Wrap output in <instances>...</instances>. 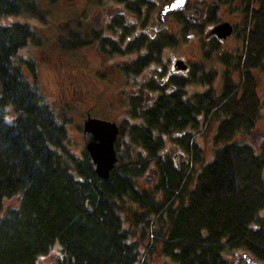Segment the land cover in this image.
I'll list each match as a JSON object with an SVG mask.
<instances>
[{
    "label": "trees",
    "instance_id": "obj_1",
    "mask_svg": "<svg viewBox=\"0 0 264 264\" xmlns=\"http://www.w3.org/2000/svg\"><path fill=\"white\" fill-rule=\"evenodd\" d=\"M44 3L57 4L0 0V17H31L46 26L54 15ZM235 6L243 51L226 61L218 89L219 74L202 68L200 82L195 74L189 82L176 78L168 91L140 82L139 93L125 95L127 117L109 180L97 175L86 147L73 149L71 118L42 92L38 64L26 55L43 45L37 32L27 23L0 24V264H39L55 245L62 249L55 264H155V254L168 264H236L226 258L235 250L264 264V139L258 148L237 140L254 138L261 116L253 71L264 72V0ZM87 10L64 21L59 48L70 54L95 45L113 59L117 41L98 31L89 41L68 29ZM176 44L143 37L148 53L119 70L125 83ZM212 45L210 53L218 50ZM136 49L134 42L127 50ZM198 82L207 88L187 97V83ZM157 91L145 106L144 94ZM207 125L215 127L214 155L205 164L194 137ZM167 139L192 155L189 164L165 152ZM148 173L153 185L144 188L139 180Z\"/></svg>",
    "mask_w": 264,
    "mask_h": 264
},
{
    "label": "rangeland",
    "instance_id": "obj_2",
    "mask_svg": "<svg viewBox=\"0 0 264 264\" xmlns=\"http://www.w3.org/2000/svg\"><path fill=\"white\" fill-rule=\"evenodd\" d=\"M57 1L58 4H56L55 8L49 7L44 3V7L47 10L50 9L54 15L52 19H49L50 22L46 26L42 25L39 20L31 17H9L2 19L0 24L7 25L15 22L27 23L37 32L39 39L42 40L43 45L41 47L32 46L28 48L26 50L28 54L26 55L33 58L38 64L40 85L46 98L58 111L65 115L67 114L71 118V142L76 152H79L85 147L82 124L88 114H91L95 118L115 121L118 125H121L122 121L127 117V102H124L125 95L139 93L141 89L140 82L148 83L155 81L158 83L163 80L170 83L172 75L167 69V66L171 68L173 61L181 58L191 64L190 74L186 77L180 76L181 79L187 80V82L193 79V74L196 75V78L200 82V79L204 78L202 77V72H200L202 68L203 71L209 73L208 76L219 73L220 79L217 78L214 84L215 88L218 89L221 86L220 76L222 72L243 51L244 43L238 37V32L229 37L227 42L222 47H219L217 51L210 53L212 42L206 41L204 36L199 37L193 31L188 33L185 36L186 38H184L182 28L177 29L173 25L169 29L171 30L173 28L174 34L178 32L180 38L179 42L174 45L175 47L171 45V48L163 51L161 53V60L152 63L149 68L145 69L143 74L138 76V81L133 79L132 83H125L117 69V66H121L123 61H125L123 58L115 57L107 60L97 52L90 50L91 48L70 54L63 52L59 48L57 41L60 35L58 31L60 23L62 22L63 25L64 21L68 22L74 14L80 15L86 9V6L88 7V4L87 0ZM96 16L97 14L94 13L93 17L97 18ZM225 19L240 26V20L229 16H226ZM237 31H240V28ZM228 60L230 62L226 63ZM253 75L257 81V91L262 103L261 116L254 130L255 137L252 138L251 135H242L237 140L258 148L264 139V72L253 71ZM176 78L178 77L174 79ZM143 79L144 82L141 81ZM234 81L236 84H239V76L237 73L234 75ZM199 82L187 83L185 86L187 97L207 88V85H200L201 83ZM171 85H174V81H172ZM150 93L154 97L155 95L157 96L155 92ZM146 95L147 92L144 96ZM214 133L215 127L208 125L200 131L195 132V142L202 149L205 164L213 159ZM173 137H177V134H174ZM165 152H172L175 161L179 165L183 161L187 165L192 160V155H189L179 146H176V143L172 139H167ZM180 154L184 157L178 160ZM150 176H154V173H148L143 179H140V186L150 188L153 185V179L148 181ZM15 203L16 201H13L10 205L15 206ZM6 205H9V203H6ZM245 254L247 252L243 250L229 251L226 253V258L229 262L236 263L237 260H243ZM61 255V247L55 245L48 255L40 259L39 264H55ZM152 257V262H155V264L169 263V260L163 258L161 255L155 254Z\"/></svg>",
    "mask_w": 264,
    "mask_h": 264
},
{
    "label": "flooded vegetation",
    "instance_id": "obj_3",
    "mask_svg": "<svg viewBox=\"0 0 264 264\" xmlns=\"http://www.w3.org/2000/svg\"><path fill=\"white\" fill-rule=\"evenodd\" d=\"M171 1L172 0H101V4L96 6V0H87V17L85 20L75 22V24H72L73 26H70L68 29L77 35H88L89 41H93L92 39L90 40V37H93L95 31L102 33L101 35L104 39L117 41L120 44L121 50L113 54V58L119 57L125 60L121 66H117L118 71L121 70L123 66H131L132 59L137 60L143 52L148 53L147 49L141 47V40L143 37L151 42H156L159 39L168 37L179 42L180 38L178 32L174 34L173 28H171V30L169 29V27L173 25L177 29L182 28L184 38H186L185 36L188 33L193 31L199 37L204 36L206 41L212 42L211 47L213 46L212 44H216L218 48L222 47L228 39L222 41L218 39L216 35H212L211 32L215 27L224 23H229L234 28L233 35L238 32L239 24L225 19L226 16H229L241 20L240 15L235 10L236 0H191L185 11L175 13L164 22H160L159 13L161 9ZM94 13L97 14V18L93 17ZM5 18L9 17H0V21ZM63 29L61 22L58 28L60 34L58 40L60 39L61 41L63 38ZM126 32H128L127 35ZM134 42L137 49L132 51L127 50L129 45ZM168 48H171V46L163 48L162 52ZM86 49L93 50L102 55L96 50L95 45H91ZM154 58L155 59L147 68H149L152 63L161 60V56L160 60L157 59V56H154ZM177 61H184L189 66L188 70L176 71L175 64ZM191 68V64L187 61L181 58L177 59L172 62L171 68L167 66V69L172 75L171 82L169 83L168 81L162 80L158 82V84H161L162 87H166V91H168L174 87L171 85L174 78H179L180 76L186 77L190 74ZM138 76L135 77V81H138ZM132 80L129 81V84L132 83ZM137 93L138 92L132 95H136ZM155 94H158V91ZM153 97L154 95H151V93L145 96V106H149L150 101L152 103L156 95L154 98ZM124 102L126 101L124 100ZM254 262L258 261L245 254L243 260H237L236 264H253Z\"/></svg>",
    "mask_w": 264,
    "mask_h": 264
},
{
    "label": "water",
    "instance_id": "obj_4",
    "mask_svg": "<svg viewBox=\"0 0 264 264\" xmlns=\"http://www.w3.org/2000/svg\"><path fill=\"white\" fill-rule=\"evenodd\" d=\"M190 2L191 0H172L161 9L159 21L164 22L175 13L185 11ZM233 33L234 28L229 23L218 25L211 32L222 41H226ZM188 68L184 61H177L175 64L176 71H187ZM82 126L85 147L96 167V173L100 178L109 180L118 164L116 144L120 138V127L115 121L95 118L91 114H88Z\"/></svg>",
    "mask_w": 264,
    "mask_h": 264
},
{
    "label": "snow or ice",
    "instance_id": "obj_5",
    "mask_svg": "<svg viewBox=\"0 0 264 264\" xmlns=\"http://www.w3.org/2000/svg\"><path fill=\"white\" fill-rule=\"evenodd\" d=\"M181 2H182V0H181Z\"/></svg>",
    "mask_w": 264,
    "mask_h": 264
}]
</instances>
